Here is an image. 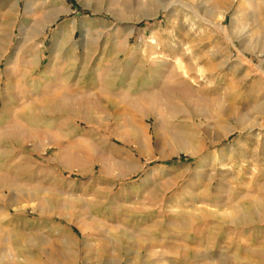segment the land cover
<instances>
[{"label":"rangeland","instance_id":"1","mask_svg":"<svg viewBox=\"0 0 264 264\" xmlns=\"http://www.w3.org/2000/svg\"><path fill=\"white\" fill-rule=\"evenodd\" d=\"M252 2L0 0V264H264Z\"/></svg>","mask_w":264,"mask_h":264},{"label":"bare ground","instance_id":"2","mask_svg":"<svg viewBox=\"0 0 264 264\" xmlns=\"http://www.w3.org/2000/svg\"><path fill=\"white\" fill-rule=\"evenodd\" d=\"M251 1H253L252 3H256V0H251ZM152 44L155 46V43H153L152 42ZM154 57V56H153ZM156 58H158V57H156ZM87 110V109H86ZM133 127V126H132ZM131 129V128H130ZM133 130H134V128H133ZM136 130V129H135ZM133 133H135V132H133Z\"/></svg>","mask_w":264,"mask_h":264}]
</instances>
